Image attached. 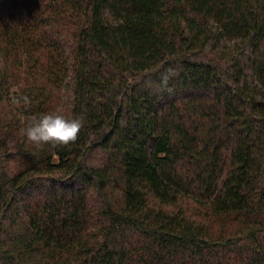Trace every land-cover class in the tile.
<instances>
[{"label":"trees","instance_id":"1","mask_svg":"<svg viewBox=\"0 0 264 264\" xmlns=\"http://www.w3.org/2000/svg\"><path fill=\"white\" fill-rule=\"evenodd\" d=\"M0 264H264V0H0Z\"/></svg>","mask_w":264,"mask_h":264},{"label":"clouds","instance_id":"2","mask_svg":"<svg viewBox=\"0 0 264 264\" xmlns=\"http://www.w3.org/2000/svg\"><path fill=\"white\" fill-rule=\"evenodd\" d=\"M29 103L26 96L14 98V104ZM84 126L82 118H66L59 112L45 113L25 123L21 129L22 134L32 144L41 146L51 144L53 146L64 145L76 142L79 133Z\"/></svg>","mask_w":264,"mask_h":264}]
</instances>
